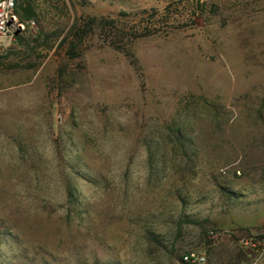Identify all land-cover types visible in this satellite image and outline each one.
<instances>
[{"label": "rangeland", "instance_id": "rangeland-1", "mask_svg": "<svg viewBox=\"0 0 264 264\" xmlns=\"http://www.w3.org/2000/svg\"><path fill=\"white\" fill-rule=\"evenodd\" d=\"M28 1L33 24L0 35V264H250L264 0ZM91 17L167 32L116 49L96 24L70 57Z\"/></svg>", "mask_w": 264, "mask_h": 264}, {"label": "trees", "instance_id": "trees-1", "mask_svg": "<svg viewBox=\"0 0 264 264\" xmlns=\"http://www.w3.org/2000/svg\"><path fill=\"white\" fill-rule=\"evenodd\" d=\"M14 10L23 20L33 19L35 17L34 8L28 0H15ZM194 11L193 13H195ZM171 13L172 11L170 10V6H167L164 8L161 16H164L165 19L169 20ZM121 14H123V16L126 15L125 12H122ZM155 14H158V10L153 9L150 16H154ZM157 22L158 21H150L149 19H146L145 21L143 19V21H138L134 26L130 27L129 30H125L122 26L118 28L117 20L114 18L102 17L96 19L91 17L85 25L88 29L81 28L78 21L75 20L71 26V30H73L72 35L70 37H64L61 41V45H67L66 52L70 57L77 56L79 52V44H81L84 40L88 30L91 31L94 25L99 24L101 30L103 31V39L107 42V44L116 49H123L125 43L133 39L167 32L165 29L161 28ZM3 60L4 56L0 55V64L3 63ZM208 243H210V241H208Z\"/></svg>", "mask_w": 264, "mask_h": 264}, {"label": "built area", "instance_id": "built-area-1", "mask_svg": "<svg viewBox=\"0 0 264 264\" xmlns=\"http://www.w3.org/2000/svg\"><path fill=\"white\" fill-rule=\"evenodd\" d=\"M14 8L15 0H0V35L12 37L33 24V20L21 19ZM239 244L254 253L250 264H259L264 257V234L242 237ZM182 260L186 263H201L206 260V255L197 250H187L182 254Z\"/></svg>", "mask_w": 264, "mask_h": 264}, {"label": "crops", "instance_id": "crops-1", "mask_svg": "<svg viewBox=\"0 0 264 264\" xmlns=\"http://www.w3.org/2000/svg\"><path fill=\"white\" fill-rule=\"evenodd\" d=\"M262 260H263V262H264V258H263Z\"/></svg>", "mask_w": 264, "mask_h": 264}]
</instances>
